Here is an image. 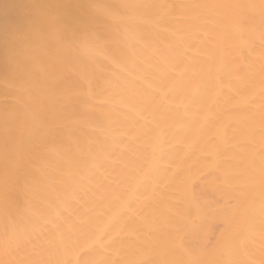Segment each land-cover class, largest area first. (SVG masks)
Returning <instances> with one entry per match:
<instances>
[{
  "label": "bare ground",
  "instance_id": "6f19581e",
  "mask_svg": "<svg viewBox=\"0 0 264 264\" xmlns=\"http://www.w3.org/2000/svg\"><path fill=\"white\" fill-rule=\"evenodd\" d=\"M0 264H264V0H0Z\"/></svg>",
  "mask_w": 264,
  "mask_h": 264
}]
</instances>
